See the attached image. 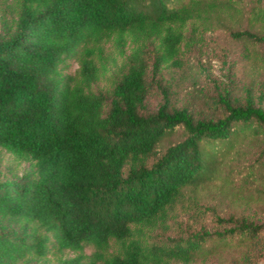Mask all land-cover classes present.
<instances>
[{
    "label": "trees",
    "instance_id": "16d2710c",
    "mask_svg": "<svg viewBox=\"0 0 264 264\" xmlns=\"http://www.w3.org/2000/svg\"><path fill=\"white\" fill-rule=\"evenodd\" d=\"M220 26L264 63V0H18L0 29V150L12 157L0 168V264H188L208 240L264 232L228 217L222 229L148 236L167 228L185 189L219 176L244 137L264 133L257 101L226 90L215 116L171 106L163 90L144 110L148 74L181 67L185 47ZM108 62L109 99L97 89Z\"/></svg>",
    "mask_w": 264,
    "mask_h": 264
},
{
    "label": "rangeland",
    "instance_id": "374dc122",
    "mask_svg": "<svg viewBox=\"0 0 264 264\" xmlns=\"http://www.w3.org/2000/svg\"><path fill=\"white\" fill-rule=\"evenodd\" d=\"M18 0H0V29L9 26L16 14ZM228 24V19L225 20ZM242 43L229 37L220 26L202 35V39L185 47L181 67H163L153 76L148 74V92L144 110L154 111L166 92L171 106H185L195 117L215 116L220 111L218 94L226 90L230 98L243 101L249 95L264 109V63L242 56ZM105 53L114 55L111 42L105 44ZM117 63L120 57L116 56ZM106 78L97 89L107 99L112 89L113 70L108 62ZM74 62L69 68L73 72ZM166 139L163 144L174 141ZM12 164V157L0 150V168ZM219 176L196 188L184 190L182 197L170 210L167 228H157L149 233L156 242L187 236L201 230L228 227L218 218H245L254 223H264V133L248 135L238 144V150L221 164ZM112 243L109 251L115 250ZM91 246L84 249L85 254ZM72 255V253H68ZM52 257L31 258L23 264H53ZM170 264H183L172 262ZM188 264H264V232L258 237L233 236L224 245L208 240L204 253Z\"/></svg>",
    "mask_w": 264,
    "mask_h": 264
}]
</instances>
